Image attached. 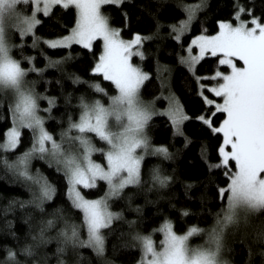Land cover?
<instances>
[{"label":"trees","instance_id":"16d2710c","mask_svg":"<svg viewBox=\"0 0 264 264\" xmlns=\"http://www.w3.org/2000/svg\"><path fill=\"white\" fill-rule=\"evenodd\" d=\"M187 8H198V11L188 31L177 40L178 28L188 19ZM241 8L243 13L238 11ZM102 12L123 38L132 40L136 34L144 37L142 45L134 49L143 58L132 57L133 63L149 76L141 96L164 107L167 97L173 95L189 117L182 124L183 135L176 134L169 117L152 116L146 127L150 147L141 164L142 182L126 187L120 198L109 201L112 212L121 213L123 219L114 220L109 229L103 230L105 252L101 257L91 248L63 242L60 233L65 225H81L83 213L71 206L67 195L69 186L62 172H57L46 160L33 159L30 174L43 176L56 189L53 199L45 202L41 211L34 203L38 186L8 167L32 146V131L23 129L20 146L0 153V160L7 162L0 163V264L8 260L9 251L17 254L19 264H137L143 255L141 245L134 239L137 234L151 237L160 248L163 239L160 229L170 222L178 234L186 233L191 227L202 229L198 240H193L201 242L217 220L222 219L226 200L218 199V188L228 183L224 169L216 167L222 134L213 133L198 117L211 119L216 127L225 119L223 113L211 115L214 107L207 106L205 98L213 97L208 87L215 81L214 74L226 73L228 68L218 63L219 56L208 54L196 64L193 73L183 59L195 36L218 33L221 22L235 24L239 16L248 23L254 17L264 24V0H130L120 5H103ZM77 18L74 7L54 6L49 15L41 18L34 35L24 40L15 36V44L22 40L23 46L11 53L21 60L22 66L42 70V74L30 72L29 80L34 82L37 94L55 99L52 119L43 111L41 115L46 130L58 143L61 133L67 132L68 138L76 134L75 130H69V119L79 122L81 99L89 105L97 101L107 104L117 94L114 85L94 71L102 53L101 40L93 42L91 51L78 44L58 49L45 44V39L68 34ZM25 57L33 58L32 64ZM95 85L104 92H97ZM11 103L8 95L0 97V115L4 118L0 129L4 131L11 127ZM39 103L41 109L48 106L46 100ZM88 135L97 147L103 146L94 134ZM3 141L0 137V143ZM159 147L168 150V158L154 153ZM95 158L104 162L99 153ZM233 165L230 161L229 166L235 171ZM157 173L167 178L166 186L156 182ZM106 191L107 185L99 181L96 189L84 190V194L98 198L105 196ZM184 212L188 215H183ZM48 221L52 222L51 226ZM242 223L247 227V235L237 234L229 241L233 264H264V213L245 218ZM249 228L252 236L248 235ZM81 238H86L84 229H81Z\"/></svg>","mask_w":264,"mask_h":264},{"label":"snow or ice","instance_id":"6c2138e0","mask_svg":"<svg viewBox=\"0 0 264 264\" xmlns=\"http://www.w3.org/2000/svg\"><path fill=\"white\" fill-rule=\"evenodd\" d=\"M125 2L130 0H0V97L8 94L12 99L9 106L12 127L7 131L0 129V137L5 140L0 143V153L14 151L20 146L22 129L32 131L31 148L8 167L25 181L38 186L34 203L41 211L45 202L53 199L56 189L43 176L30 174L33 159L46 160L50 166H55L57 172H62L69 186L67 195L71 206L83 213L81 225H65L60 233L63 242L91 248L101 257L105 252L103 230L109 229L114 220L123 219L121 213L109 211V201L120 198L126 187L141 184L144 157L137 154V149H149L145 129L155 114L151 106L144 104L139 97L140 89L149 76L130 62L133 55L143 58L141 53L133 51L142 45V37L135 35L131 41L119 39L118 30L110 28L108 18L101 13L103 5ZM24 5H33L34 12L43 10L44 15H48L56 5L63 9H77L78 21L71 34L45 43L53 49L71 48L73 44H78L91 51L93 42L101 40L103 52L94 71L110 81L118 91L110 98L109 107H104L99 101L89 105L81 99L79 122L69 119V130H75L76 134L68 138L67 132L61 133L59 143L45 129V119L39 115L43 111L52 119L55 99L37 94L34 82L27 79L30 72L42 74V70L35 66H22L21 60L11 54L6 40V26L9 24L21 36L34 35L35 27L40 24L34 14H21V6ZM186 11L190 21L198 8H187ZM238 11L243 13L244 10L241 8ZM236 18L239 19V16ZM251 24L253 26L248 27L241 22L233 27L228 23H219L218 35H201L191 41L198 48L199 55L189 56L183 61L194 73L193 66L206 54L220 55L222 58L218 63L227 65L231 70L227 75L216 72L214 78L223 82L209 89L216 97H222L223 103L214 104L213 100L205 98L206 105L214 107L211 115L226 114L222 126H213L211 119L203 115L198 117L213 133L222 134L223 147L218 149L220 159L216 164L217 168L224 169L223 175L228 179L225 187L218 188V199L226 200L222 219L217 220L218 227L199 247L189 244L191 237L203 231L197 227L189 228L185 235H177L172 224L165 223L160 229L163 233L160 250H157L151 237L137 234L134 239L141 245L143 253L139 264H223L220 253L224 228L237 223L242 215L264 213V24L254 17ZM187 27L188 22H185L178 31L182 34ZM176 39L179 40L180 36ZM191 51L189 48L188 52ZM24 59L29 64L33 62L31 57ZM237 60L242 62V67L236 66ZM94 87L97 92H104L99 85ZM200 91L202 94V87ZM41 100H46L48 106L41 109ZM166 115L175 125L176 134L183 135L180 126L189 117L182 113L178 102L173 101ZM3 119L0 115V123ZM88 134H94L103 146L93 145ZM153 151L168 158V150L164 147ZM94 153H99L105 163L95 162L92 159ZM230 161L234 162L235 171L229 166ZM0 163L7 164L4 160ZM154 178L158 184L166 186L167 178L158 173ZM99 181L107 185L105 196L87 199L84 190L96 189ZM47 223L48 226L52 224L51 221ZM81 229L86 230L84 239L81 238ZM16 255L9 251L4 264H19Z\"/></svg>","mask_w":264,"mask_h":264},{"label":"rangeland","instance_id":"374dc122","mask_svg":"<svg viewBox=\"0 0 264 264\" xmlns=\"http://www.w3.org/2000/svg\"><path fill=\"white\" fill-rule=\"evenodd\" d=\"M43 6H41V8H42ZM34 6L33 5H24V6H21V14L22 15H27L25 12V10H28L30 13L29 14H34L35 16H36V18L37 19H39L40 21H41V18L43 17V16H47V15H44V13H43V10H41L40 12H34ZM52 9H53V7L49 10V14L51 13V11H52ZM76 11H77V15H78V10L76 9ZM101 13L103 14V12H102V8H101ZM28 14V15H29ZM48 14V15H49ZM104 15V14H103ZM193 19V18H192ZM192 19L189 21V18L187 19V21L186 22H188V27H187V29H185L184 30V32L181 34L179 31H177L176 32V37L179 35L180 36V38L188 31V29H189V26H190V24H191V21H192ZM77 21H78V18H77ZM241 22H244V23H246L247 24V26L248 27H252L253 25L251 24V21H250V23H248V22H246V21H242L241 19H238L237 20V23H235V24H233V23H229V22H223V23H228V24H231L233 27H237V26H239V24L241 23ZM109 23V22H108ZM222 23V22H221ZM76 24H77V22H76ZM109 26H110V28H113V29H115L114 27H112L110 24H109ZM37 27V26H36ZM36 27H35V29H34V34H35V30H36ZM75 27H76V25H75ZM74 27V28H75ZM179 29V28H178ZM117 30V29H116ZM119 32V31H118ZM71 34V31L68 33V34H66V35H64V36H62V37H58V38H53V39H45L44 40V42L45 41H49V42H52V41H55V40H59V39H63V38H66L67 36H69ZM219 34V32L218 33H216V34H213V35H210V34H206V33H201V34H199V35H197V36H195L193 39H196V38H198V37H200L201 35H205V36H208V37H213V36H216V35H218ZM136 35H140V34H136ZM5 36H6V40H7V42H8V44H9V46L11 47V53H12V51L14 50V49H16V48H21L22 46H23V42H22V40H20L19 41V43H17V45L15 44L16 42H15V36H17V37H20L21 39H23L24 40V38L26 37V36H21L17 31H16V29L14 28V27H12V26H10V24H9V26H6V32H5ZM141 36V35H140ZM135 37V36H134ZM134 37H133V39H134ZM142 37V41H145V39H144V37L143 36H141ZM119 39H121V40H124V41H131V40H127V39H125V38H123L121 35H120V32H119ZM102 42V41H101ZM46 44V43H45ZM17 47H16V46ZM47 46H48V44H46ZM74 45V44H73ZM49 47V46H48ZM189 48H191L192 49V51H191V53H189L188 52V49ZM188 49H187V54H186V56H185V58L183 59V60H187L188 58H189V56H198L199 55V50H198V48H196V47H194L192 44H190V46L188 47ZM133 51H134V49H133ZM102 52H103V43H102ZM102 54V53H101ZM206 55H208V54H206ZM205 55V56H206ZM210 55V54H209ZM219 56V59H221L222 57L220 56V55H218ZM133 57V56H132ZM132 57H131V60H130V62L133 64V66H136V67H139V66H137V65H135L134 63H133V61H132ZM199 62V61H198ZM197 62V63H198ZM98 63V62H97ZM196 63V64H197ZM235 63H236V66L237 67H242L243 66V64H242V62L241 61H235ZM196 64L193 66V68L196 66ZM221 66H226L227 67V65H222V64H220ZM186 66L188 67V65L186 64ZM140 68V67H139ZM189 68V67H188ZM228 68V67H227ZM141 69V68H140ZM142 70V69H141ZM143 71V70H142ZM144 72V71H143ZM218 72H220V71H218ZM230 72H231V70L228 68V71L226 72V73H222V72H220V73H222V74H224V75H227V74H230ZM213 77H215V74H214V76ZM27 79L29 80V76L27 77ZM215 79V81H214V83L212 84V85H210L209 87H208V90L209 89H211V88H214V87H217L219 84H221L223 81L222 80H220V79H218V78H214ZM143 86V85H142ZM34 89H35V87H34ZM141 89H142V87H141ZM141 89H140V93H139V97H140V100L144 103V104H146V105H149V106H151V108H152V110H153V112L155 113L154 115H157V114H161V115H165V116H167V117H169L168 115H166V113L169 111V108H170V106H171V104L173 103V101H175V102H178L177 101V99L172 95H170V96H168L167 97V102H166V104H164V107H160L159 105H157V103H155L154 101H146L145 99H143L142 98V96H141ZM36 92V91H35ZM210 92V91H209ZM211 94H212V98H209V100H213V102H214V104L215 103H223V98L222 97H216L215 95H214V93H212V92H210ZM117 94H118V91H117ZM116 94V95H117ZM5 95H8V94H5ZM8 97H10L9 95H8ZM10 99H11V97H10ZM11 102H12V99H11ZM110 103H111V100H109V102L107 103V104H102L104 107H109L110 106ZM40 104V103H39ZM178 104H179V106H180V109H181V111H182V113L184 114V115H186L185 113H184V110H183V108H182V106H181V104L178 102ZM40 107H41V105H40ZM39 115H41V112L39 113ZM153 115V116H154ZM226 115V114H225ZM42 116V115H41ZM43 117V116H42ZM170 118V117H169ZM225 118H226V116H225ZM170 120H171V118H170ZM184 122V121H183ZM183 122L181 123V126H180V128L182 127V124H183ZM110 123H111V121H110ZM220 126H222V123H221V125ZM11 127H12V122H11ZM10 127V128H11ZM44 127H45V125H44ZM173 127H174V129H175V131H176V127H175V125H173ZM10 128H9V130H10ZM46 129V128H45ZM23 130V129H22ZM21 130V131H22ZM145 132H146V129H145ZM146 135H147V132H146ZM89 136V135H88ZM148 137V136H147ZM3 142H5V140L3 141ZM91 142L93 143V145H95L94 144V142L91 140ZM96 146V145H95ZM97 147V146H96ZM150 147V146H149ZM221 147H223V144L221 145ZM230 150V149H229ZM148 151V150H147ZM147 151H144V150H142V149H137V154L138 155H142L144 158H145V156L147 155ZM96 154L97 153H94L93 154V156H92V159L95 161V162H97V163H101V164H104L105 163V161L104 162H102V161H99V160H97L96 158H95V156H96ZM84 194V193H83ZM86 197V196H85ZM104 197V196H103ZM87 199H99V198H102V197H98V198H89V197H86ZM109 211H112L111 209H110V207H109ZM256 214H258V213H256ZM253 215H255V214H249V215H242L241 216V219L237 222V223H235V224H229V225H227V227H225L224 228V231H223V248H222V250H221V253H220V256H221V259H222V261H223V264H233V262H232V260H231V256H230V252H229V247H230V239L232 238V236H234V235H237V234H239L240 236H243V237H245L246 235H247V227H245V225L242 223L243 222V220L245 219V218H248V217H252ZM218 227V224H215V226L210 230V232L212 231V230H214V229H216ZM250 229V228H249ZM174 231V230H173ZM175 232V231H174ZM209 232V233H210ZM187 233V232H186ZM186 233H184V234H178V233H176L177 235H185ZM209 233H206V235H205V237H203V239L201 240V242H193V240H198V238H199V235H196V236H193V237H191L190 238V240H189V244L191 245V246H193V247H199V246H202L203 244H204V242L206 241V240H208L209 239ZM249 236H252L253 235V232H251V229H250V231H249V234H248ZM249 238V237H248ZM251 243V242H250ZM155 244V246H156V248H157V250H160V248H158L157 247V243H154ZM142 248V247H141ZM263 257H264V255H263ZM137 264H139V262L137 263Z\"/></svg>","mask_w":264,"mask_h":264}]
</instances>
